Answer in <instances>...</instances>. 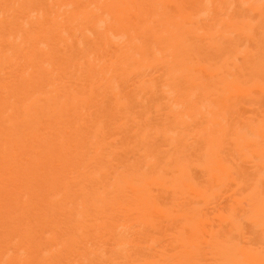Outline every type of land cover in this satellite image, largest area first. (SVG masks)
Instances as JSON below:
<instances>
[{
  "label": "bare ground",
  "instance_id": "bare-ground-1",
  "mask_svg": "<svg viewBox=\"0 0 264 264\" xmlns=\"http://www.w3.org/2000/svg\"><path fill=\"white\" fill-rule=\"evenodd\" d=\"M0 264H264V0H0Z\"/></svg>",
  "mask_w": 264,
  "mask_h": 264
}]
</instances>
